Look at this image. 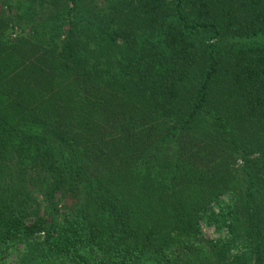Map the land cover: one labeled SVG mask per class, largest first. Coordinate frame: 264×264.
I'll list each match as a JSON object with an SVG mask.
<instances>
[{
    "label": "trees",
    "instance_id": "1",
    "mask_svg": "<svg viewBox=\"0 0 264 264\" xmlns=\"http://www.w3.org/2000/svg\"><path fill=\"white\" fill-rule=\"evenodd\" d=\"M14 4L0 264H264V0Z\"/></svg>",
    "mask_w": 264,
    "mask_h": 264
},
{
    "label": "rangeland",
    "instance_id": "2",
    "mask_svg": "<svg viewBox=\"0 0 264 264\" xmlns=\"http://www.w3.org/2000/svg\"><path fill=\"white\" fill-rule=\"evenodd\" d=\"M105 0H97L99 4H103ZM16 0H0V14L4 18L11 17L13 15L18 14L19 11L16 8V4H14ZM2 23V22H0ZM11 23H13L11 25ZM3 32H0V39L4 38V40H8L10 42H15L19 36H29V32L31 30V25L27 24L24 20L20 22V24H16L17 22L14 20L11 22ZM3 24V23H2ZM0 25V30L4 28L3 25ZM28 47L27 43H24L22 48L26 49ZM240 164L241 161L239 160ZM221 201L228 202L229 195L223 194L220 196ZM60 206L63 207V204L60 203ZM210 210L214 213H219V203L217 201H213L210 203ZM210 212L206 213L199 221V237H201L206 242L213 243H224L227 242L230 238L231 232L227 224H223L219 226L217 223L210 220ZM241 249L238 247H232L230 250V254L227 257L228 261H233L237 258L238 255L241 254ZM13 258V257H12Z\"/></svg>",
    "mask_w": 264,
    "mask_h": 264
}]
</instances>
